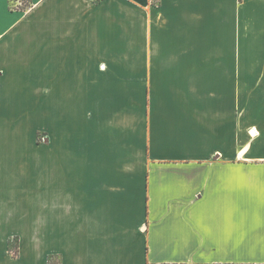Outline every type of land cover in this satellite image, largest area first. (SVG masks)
I'll return each mask as SVG.
<instances>
[{"label":"crops","instance_id":"crops-1","mask_svg":"<svg viewBox=\"0 0 264 264\" xmlns=\"http://www.w3.org/2000/svg\"><path fill=\"white\" fill-rule=\"evenodd\" d=\"M0 167V264H264V0H0Z\"/></svg>","mask_w":264,"mask_h":264},{"label":"rangeland","instance_id":"rangeland-1","mask_svg":"<svg viewBox=\"0 0 264 264\" xmlns=\"http://www.w3.org/2000/svg\"><path fill=\"white\" fill-rule=\"evenodd\" d=\"M30 6V0H11V7L12 8H19V9H26ZM39 105L38 107L41 109V113L40 115L37 116V124L35 126H32L31 123L29 121H24L23 117H22V128H21V136L22 138H24V140L27 141L28 146H38V147H43L44 145V141L46 138V134H45V129H44V113H43V98H37ZM137 98L134 97V104L135 102H137ZM139 118V112H133V114H131L130 117H127L128 121H131L133 124H135L136 120H138ZM24 148V147H23ZM22 155L25 153V148L23 149V151H21ZM26 160H24L22 162V164L25 163ZM27 163V161H26ZM2 168V167H0ZM5 171V169H4ZM26 170L24 169L22 171V174H24ZM28 173L30 174V170H27ZM7 176H9V173H6ZM42 180V179H40ZM14 240V239H13ZM18 240V238H17ZM54 264H59L60 261L59 259H55V261H53Z\"/></svg>","mask_w":264,"mask_h":264},{"label":"trees","instance_id":"trees-1","mask_svg":"<svg viewBox=\"0 0 264 264\" xmlns=\"http://www.w3.org/2000/svg\"><path fill=\"white\" fill-rule=\"evenodd\" d=\"M9 248H10V251H11L13 256H18V254H19V242H18L17 238L10 241ZM49 264H54L52 259L49 260Z\"/></svg>","mask_w":264,"mask_h":264},{"label":"bare ground","instance_id":"bare-ground-1","mask_svg":"<svg viewBox=\"0 0 264 264\" xmlns=\"http://www.w3.org/2000/svg\"><path fill=\"white\" fill-rule=\"evenodd\" d=\"M256 133V132H255Z\"/></svg>","mask_w":264,"mask_h":264}]
</instances>
